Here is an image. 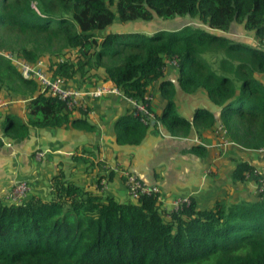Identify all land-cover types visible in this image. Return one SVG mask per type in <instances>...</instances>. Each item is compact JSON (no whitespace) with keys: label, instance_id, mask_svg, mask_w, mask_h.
<instances>
[{"label":"trees","instance_id":"trees-1","mask_svg":"<svg viewBox=\"0 0 264 264\" xmlns=\"http://www.w3.org/2000/svg\"><path fill=\"white\" fill-rule=\"evenodd\" d=\"M185 17L202 27L103 34L115 19L131 24ZM239 26L253 35V45L238 40ZM263 39L264 0H0V53L43 60L52 78L70 86L88 90L110 81L126 98H162L152 125L131 113L114 122L117 145L137 146L160 128L175 138L194 132L189 152L204 159L212 153L202 142L217 125L232 146L264 148ZM170 62L181 91L202 92L220 108L218 122L206 109H197L190 121L178 115ZM0 99L25 102L23 119L4 117L2 133L10 140L26 139L30 129L95 130L86 119L88 105L67 110L2 55ZM233 162L232 184L252 180L260 186L253 166ZM88 176L58 172L44 199H0V264H264V190L251 200L216 199L211 208L189 199L169 211L155 196L118 202L103 192L102 178L90 186Z\"/></svg>","mask_w":264,"mask_h":264},{"label":"crops","instance_id":"crops-1","mask_svg":"<svg viewBox=\"0 0 264 264\" xmlns=\"http://www.w3.org/2000/svg\"><path fill=\"white\" fill-rule=\"evenodd\" d=\"M234 30L239 41L254 44L253 35L246 34L242 26ZM109 32H112L111 27L103 34ZM153 32L152 27L146 30V34ZM168 65V78L176 87L178 115L190 121L197 109H206L218 122L220 108L202 92L186 94L181 91L176 82L175 66ZM152 97V113L160 115L164 101L158 94ZM88 106L86 119L95 127L93 132L30 129L29 136L21 141L5 137L2 123L6 114H15L23 119L25 102L16 101L0 108V139L3 143L0 146L1 200L6 202L13 185L21 181L29 185L27 198L36 196L44 199L51 189L53 176L58 172H64L66 176L75 173L83 177L89 175L87 183L90 186L98 178L107 181L106 177L111 173L110 182H106L103 192L118 202L129 200L122 177L133 174L142 182L159 187L162 206L169 211L172 200L178 197L193 199L200 208H211L216 199L235 202L255 197L256 187L252 180L232 184L230 173L235 165L233 160L246 161L256 171L264 173V152L243 151L232 145L217 149L218 125L214 135L206 136L202 142L203 147L212 153L211 159H204L189 152L196 144L194 132L186 138H175L160 128L157 135L149 132L137 146H119L115 143L113 124L119 117L130 114V104L121 97L108 95L89 102ZM75 116L79 117L77 113ZM38 151L44 153L42 161L35 158ZM73 157H82L86 161H74Z\"/></svg>","mask_w":264,"mask_h":264},{"label":"built area","instance_id":"built-area-1","mask_svg":"<svg viewBox=\"0 0 264 264\" xmlns=\"http://www.w3.org/2000/svg\"><path fill=\"white\" fill-rule=\"evenodd\" d=\"M0 55L14 65L23 79L35 81L39 86V92L41 94L49 95L56 98L58 101L63 102L66 109L69 111H75L76 109L85 111L89 102L95 101L104 96L115 95L121 97L130 104L131 115L138 119L142 125H149L150 123L152 124L155 122V115L149 110V105L153 98L152 95H147L144 101H136L131 98H126L110 81L88 90L70 86L61 78H52L47 73V66L43 60H38L35 63H29L24 59L18 58L11 52H1ZM168 64L175 66L174 62H170ZM4 105H6V103L0 99V108ZM218 131L222 134L225 132L222 127H219ZM222 143L225 145L231 144L227 140L222 141ZM259 152H264V148L260 149ZM43 157L44 153L42 151H38L35 154L37 161H42ZM255 172L257 176L260 177V186L256 188L258 189V192L259 190L262 192L264 190V175L256 170ZM124 178L123 184L129 199L138 200L143 196H155L159 201H161V193L158 186L144 183L133 174H124ZM100 185L104 190L106 180L102 179L100 181ZM29 191V185L26 182H18L13 185V188L6 198V202L11 204H21L26 200ZM188 203L189 199L187 197L175 198L171 202L170 211H175L179 209L181 205Z\"/></svg>","mask_w":264,"mask_h":264},{"label":"rangeland","instance_id":"rangeland-1","mask_svg":"<svg viewBox=\"0 0 264 264\" xmlns=\"http://www.w3.org/2000/svg\"><path fill=\"white\" fill-rule=\"evenodd\" d=\"M185 24H190V25H198V27H202L199 23H197L195 20H192L188 17L185 18H175L174 20H169V21H162L160 19H154V22L152 23H145V22H137V23H131V24H120L117 19H115V22L110 26L111 31L114 33H122V32H130V33H143L146 35V30L152 27V32L153 31H159V30H166V31H171L179 28L180 26ZM152 34V33H151ZM149 34V36L151 35ZM152 125V124H151ZM219 128V127H218ZM217 132L220 134V137H218V144H217V149L226 147L227 145L223 144L222 141L227 140L226 139V132L223 134L220 133V131L217 130ZM261 173V172H259ZM264 175V173H261ZM256 187V185L254 184ZM260 191V190H259ZM258 189L256 188L255 194H257ZM252 196V195H251Z\"/></svg>","mask_w":264,"mask_h":264}]
</instances>
